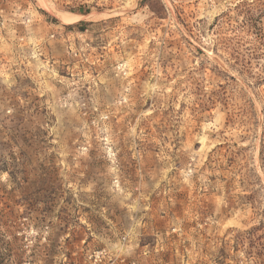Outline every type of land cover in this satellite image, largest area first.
<instances>
[{
    "label": "rangeland",
    "instance_id": "374dc122",
    "mask_svg": "<svg viewBox=\"0 0 264 264\" xmlns=\"http://www.w3.org/2000/svg\"><path fill=\"white\" fill-rule=\"evenodd\" d=\"M45 2L0 0V264H264V0Z\"/></svg>",
    "mask_w": 264,
    "mask_h": 264
},
{
    "label": "bare ground",
    "instance_id": "6f19581e",
    "mask_svg": "<svg viewBox=\"0 0 264 264\" xmlns=\"http://www.w3.org/2000/svg\"><path fill=\"white\" fill-rule=\"evenodd\" d=\"M37 2L42 6L46 7L45 0H37ZM48 7V6H47ZM46 7V8H47ZM48 10V9H47ZM49 10H51L49 8ZM54 11V10H51ZM52 13V12H51ZM54 15V14H53ZM55 17L63 24V25H75L79 23L81 20H83L84 16L76 15L73 13H58L55 15Z\"/></svg>",
    "mask_w": 264,
    "mask_h": 264
}]
</instances>
